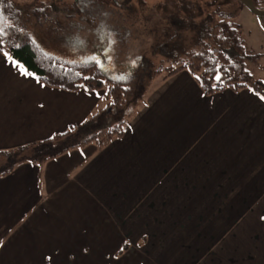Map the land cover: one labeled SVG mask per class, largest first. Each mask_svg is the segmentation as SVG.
I'll return each instance as SVG.
<instances>
[{"label": "crops", "instance_id": "obj_1", "mask_svg": "<svg viewBox=\"0 0 264 264\" xmlns=\"http://www.w3.org/2000/svg\"><path fill=\"white\" fill-rule=\"evenodd\" d=\"M13 61L0 51V149L105 102L101 89L48 85ZM94 145L0 175V264H92L130 241L128 227L155 249H127L114 264H264L263 97L246 87L204 95L181 69L156 82L120 136ZM189 206L205 228L197 256L186 249Z\"/></svg>", "mask_w": 264, "mask_h": 264}, {"label": "trees", "instance_id": "obj_2", "mask_svg": "<svg viewBox=\"0 0 264 264\" xmlns=\"http://www.w3.org/2000/svg\"><path fill=\"white\" fill-rule=\"evenodd\" d=\"M20 1L0 0V51L48 85L65 89H101L105 102L63 130L0 149V175L11 172L21 161L41 163L89 142L97 148L104 147L111 138L122 134L125 122L146 103L148 91L154 86L151 84L153 78L163 80L181 69L192 76L204 95L225 88L237 91L246 87L264 98V80L251 75L246 66V60L254 54L246 50L237 21L242 5L240 0H169L175 6L166 15L172 32L156 44L155 63L147 57L142 58L141 63L139 61V72L114 70L100 65L94 58L58 55L39 45L24 25L30 15L40 21L53 12L79 13L89 1L115 3V0H31L25 14L18 5L28 1ZM252 2L256 7H264V0ZM160 6L166 7L165 3ZM204 7L207 9L202 12ZM96 27L100 28L99 25ZM182 29L188 32L190 44L177 51L179 42L176 40ZM96 37L100 40L106 37L108 44L113 41L103 30H98ZM170 40L174 47L166 49L165 43ZM128 246V242L123 241L115 256L122 254Z\"/></svg>", "mask_w": 264, "mask_h": 264}, {"label": "rangeland", "instance_id": "obj_3", "mask_svg": "<svg viewBox=\"0 0 264 264\" xmlns=\"http://www.w3.org/2000/svg\"><path fill=\"white\" fill-rule=\"evenodd\" d=\"M24 1L28 2L18 5L23 14L31 4V0H21L20 2ZM164 3L165 8L160 6ZM84 5L81 12H74L73 15L53 12V14L45 15L40 21H36L33 15H30V18L24 21V25L39 45H43L58 55L67 58L74 56L76 58H94L100 65L123 72H139V61L141 63V59L144 57L155 63L157 61L156 44L160 43L164 35H170L172 32L171 27L167 25L166 15L173 11L175 6L169 0H115V3L89 1ZM206 9L204 7L202 12H205ZM237 21L245 39L246 50L254 54L251 59L246 60V66L251 75L264 80V15L253 13L242 4ZM98 25L100 28L96 27ZM98 30L108 33L113 39L112 43L108 44L104 39L106 37L98 39L96 37ZM176 41L179 42L176 47L177 51L182 46H189L188 32L184 29L180 30ZM171 43V40L165 43L166 49L174 47ZM155 79L153 78L151 84L155 85L159 81ZM152 89L150 88L148 92L150 93ZM186 142L189 145H197L200 140L195 135L187 139ZM207 217L208 215H206V219ZM199 224L200 222L196 220L195 210L189 206L188 227L184 230L187 233L186 240L188 241L186 249H196V256L207 247L206 243H199L201 238H205L199 236V230L205 229L198 227ZM183 229L181 228V230ZM126 230L127 235L124 240L131 241L128 242V250L131 251V248L138 251H143L145 248L155 249L152 235L148 237L150 239L148 241L137 233L135 228L128 227ZM157 231L156 237H160L159 239L161 236L164 237L163 229L157 228ZM209 234L210 232L207 233V236ZM136 235L139 236L137 240ZM120 245L117 246V249L113 247L109 250L107 259L92 258V264H114L117 262L119 259L116 260L118 256H115V251ZM167 247L174 249L176 246L174 243L171 245L168 243ZM182 247L183 243H178L177 249L180 250Z\"/></svg>", "mask_w": 264, "mask_h": 264}, {"label": "water", "instance_id": "obj_4", "mask_svg": "<svg viewBox=\"0 0 264 264\" xmlns=\"http://www.w3.org/2000/svg\"><path fill=\"white\" fill-rule=\"evenodd\" d=\"M243 5H245L249 10L257 15H264V7H256L252 0H240Z\"/></svg>", "mask_w": 264, "mask_h": 264}, {"label": "snow or ice", "instance_id": "obj_5", "mask_svg": "<svg viewBox=\"0 0 264 264\" xmlns=\"http://www.w3.org/2000/svg\"><path fill=\"white\" fill-rule=\"evenodd\" d=\"M0 31H2V29H0ZM5 55H7V53H5ZM13 64L19 69L21 74H24V75L30 74V73L27 72V70L24 68V66L19 64L18 62L13 61ZM124 78L125 77H120V79H124ZM217 79H219V77H217Z\"/></svg>", "mask_w": 264, "mask_h": 264}]
</instances>
